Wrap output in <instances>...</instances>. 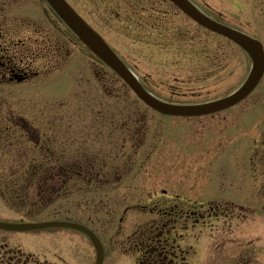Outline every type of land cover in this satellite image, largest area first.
I'll use <instances>...</instances> for the list:
<instances>
[{"label": "flooded vegetation", "instance_id": "af4514ba", "mask_svg": "<svg viewBox=\"0 0 264 264\" xmlns=\"http://www.w3.org/2000/svg\"><path fill=\"white\" fill-rule=\"evenodd\" d=\"M19 1L0 0V6ZM28 1L41 3L46 16H26L19 22H13L18 19L15 16L0 17V22L11 24L5 30L0 25V144L13 148L21 138L26 143L34 138L19 165L23 164L25 178L18 180L30 181L35 177L53 184L56 195L65 189L71 198L77 191L85 198L99 200L107 216L113 211L116 216L121 213L119 222L125 221L122 212L150 213L152 217L137 224L128 237L135 264H188V256L195 253L198 264H264V135L251 149L249 143L238 144L233 156L246 159L227 157L217 160L216 165L212 159L210 174L219 176H201L198 182L187 178L174 182L169 176L139 177L143 163L133 157L139 156L145 144H137L141 135L133 132L136 122L130 118L122 125V115H109L104 111L105 103L99 101L100 108L95 109L83 102L84 91L74 95L76 37L44 0ZM67 1L74 5V0ZM217 1L219 8L204 4L205 0H198V7L222 22V9H228L233 20L236 17L264 25V0ZM132 3L137 4L135 0ZM23 30L27 32L21 36ZM260 32L264 41V27ZM54 74L60 80L51 87L47 79ZM52 98L60 101L59 109L66 111L50 109L47 103ZM34 102L36 117L32 122L21 108ZM91 108L94 112H90ZM107 117L111 124L106 123ZM59 120L65 122L60 124ZM79 120L86 122L82 128L76 127ZM232 132L234 135L235 130ZM116 135L121 137L120 142L123 139L133 143L129 156L123 153L124 145L117 143ZM31 151L38 155L37 160L27 158ZM201 156L198 153V158ZM203 162L206 164L205 159ZM224 166L229 173L221 175L218 169ZM122 172L134 173L135 177L120 175ZM123 186L131 193L123 195ZM38 196L41 203L45 198H53L49 189L39 191ZM128 196L145 202L128 207L127 202L121 201ZM107 200H115L118 208L107 207ZM122 206L127 207L122 210ZM0 264L59 263L57 256L28 252L19 240L1 236Z\"/></svg>", "mask_w": 264, "mask_h": 264}, {"label": "rangeland", "instance_id": "374dc122", "mask_svg": "<svg viewBox=\"0 0 264 264\" xmlns=\"http://www.w3.org/2000/svg\"><path fill=\"white\" fill-rule=\"evenodd\" d=\"M135 1L137 4L132 3V0H97L96 5H93L94 0L91 2L74 0V6L107 39L153 94L175 103H204L232 94L245 81L252 62L237 44L201 27L169 0ZM193 1L198 3V0ZM205 3H211L219 8L217 0H205ZM42 6L38 1L21 0L7 7L0 6V17L10 15L18 18L13 22H19L26 16L43 17L46 15L42 11ZM222 11L225 12L224 21L231 22L233 27L237 25L244 31L247 30L246 32L252 36L261 37L260 29L264 27L263 24L236 17L233 20L228 9ZM219 16L222 19V15ZM0 25L5 30L11 24L0 22ZM26 32L27 30L21 31V36ZM74 52V95L77 96L79 92L84 91L83 102L94 106L95 109L98 108L99 101L101 104L105 103L109 115L116 114L117 117L118 114L122 115V125L130 118L136 122V125L132 126L133 132L141 135L138 136L137 142L145 144L139 156L134 157L143 163L141 172L137 174L139 177L169 176L174 182L185 181L186 178L188 181L198 182L201 176L211 175L209 168H213L212 159H215L216 165L217 160L237 157L233 155L238 144L242 143L239 142L240 139L245 137L244 143L251 144V149L257 141L260 143L261 135H264V78L252 96L227 112L194 119L170 118L157 114L141 103L124 82L117 79L76 39ZM47 80L52 87L60 79L54 74ZM106 85L113 86V90L108 89ZM112 91L115 96L110 94ZM104 92H108V98L104 97ZM57 99H50L47 105L59 113L66 111L59 109L60 101H56ZM73 104L77 106V103ZM35 107L34 102L26 103L25 109L21 108L32 122L36 117ZM55 107L58 109H54ZM135 111L140 113L136 114ZM59 122L61 124L65 120ZM86 122L79 120L76 127L82 128ZM110 122L107 117L106 123L111 124ZM232 130L238 131L242 136L233 135ZM109 136L107 134V137ZM25 137L27 138L26 135ZM116 137L118 138V135ZM120 139L121 137L117 143H124L123 139L121 142ZM31 140L34 138L31 137L26 143L21 138L14 143L13 148L0 144V220L37 223L73 219L91 226L105 242V264H135L128 237L137 224L144 223L152 217L150 213L129 210L124 214L125 221L119 222L121 213L116 216L113 211L111 216H107L99 205V200L84 198L77 195V191L74 198L67 195L66 190L56 195L50 184L37 181L36 178L32 180L31 185L29 182H21L24 183V186L20 187L21 192L14 195L10 193L13 186L17 187L18 178H25L22 173L24 168L21 167L23 164L19 165L24 160L22 156L24 151L27 154L29 148L33 146ZM124 145L123 153L129 156L133 143L128 142ZM112 148L107 147L111 150ZM192 149L195 151H191ZM198 153L203 156L198 158ZM27 158L34 161L38 159V155L31 151ZM203 159L206 160V164ZM236 159L246 158L240 156ZM202 170L206 172L203 173ZM228 171L226 166L218 169L221 175L229 173ZM123 174L129 178L135 177L134 173H120ZM214 175L219 176L216 173L211 176ZM48 189L51 190L53 198H45L42 204L41 202H38V205L37 202L34 204L37 192ZM130 191L127 186H123V195L130 194ZM126 198L121 201L127 202L128 207L136 202H145L136 200L135 196ZM106 202L110 203L107 207L111 208L115 206L116 201ZM127 206L120 209L123 210ZM70 208L73 210L70 211ZM1 236L19 240L28 252L57 256L59 264H95L96 261V251L90 239L75 230L48 229L15 234L0 230ZM188 264H198V253L188 256Z\"/></svg>", "mask_w": 264, "mask_h": 264}, {"label": "water", "instance_id": "95a60500", "mask_svg": "<svg viewBox=\"0 0 264 264\" xmlns=\"http://www.w3.org/2000/svg\"><path fill=\"white\" fill-rule=\"evenodd\" d=\"M60 18L74 31L80 40L107 66L118 73L148 105L167 114L201 115L228 108L247 97L259 83L264 74V50L259 41L218 23L201 13L189 0H172L177 6L201 25L220 33L238 43L251 56L253 68L245 84L233 95L215 102L201 105H174L166 103L144 89L131 70L116 52L64 1L46 0ZM53 227L72 228L85 233L93 242L97 251V263H104V249L94 232L83 225L71 222H48L39 224H11L0 222V229L13 231H33Z\"/></svg>", "mask_w": 264, "mask_h": 264}]
</instances>
